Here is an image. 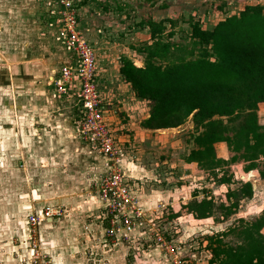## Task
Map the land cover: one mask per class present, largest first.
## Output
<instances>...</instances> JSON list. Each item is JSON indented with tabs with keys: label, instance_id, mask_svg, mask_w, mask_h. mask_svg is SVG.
<instances>
[{
	"label": "rangeland",
	"instance_id": "rangeland-1",
	"mask_svg": "<svg viewBox=\"0 0 264 264\" xmlns=\"http://www.w3.org/2000/svg\"><path fill=\"white\" fill-rule=\"evenodd\" d=\"M73 4L81 16L80 31L95 59L99 122L108 131L109 141L105 144L98 137L86 141L78 131L77 139L103 157L98 165L104 170L98 179H90L91 187L81 194L83 209H78L77 215L70 214L66 203L45 199L44 208L56 209L61 215L36 225L31 235V215L23 213L18 202V188L23 185L18 182V173L24 169L17 154L18 110L12 106L18 96V63H6L4 58L6 54L16 56L13 52L17 50H0V254L5 257L0 264H224L227 253L222 250L240 245L242 227L252 222L263 223L259 235L264 247V156L260 154L262 144L254 135L255 130L264 136V127L258 125L264 94L252 97L262 85V75L248 76L234 88L210 94L213 102L231 107H222L212 117L197 116L195 112L187 117L173 113L167 120L175 127L165 129L158 128L159 122L149 120L152 103L138 99L120 76L122 59L136 67L144 66L148 59L158 66L198 59L218 61L221 54L211 37L215 27L230 16L264 14V0H243L239 10L231 9L226 0H73ZM38 22L45 24L46 20ZM52 24L49 21L53 32L57 30L59 42L53 50L60 62L53 64L56 72L54 79L46 83L47 94L54 91L64 68H78L77 53L59 37L58 22ZM8 29L0 27L1 41L24 40L20 34L5 35ZM64 57L67 59L62 62ZM236 59H230L231 66L254 60L249 55ZM261 62L264 65V56H258L252 64L261 66ZM224 63L230 64L228 59ZM78 88L75 80L72 86L67 85L65 95L75 101L73 125L81 120L79 112L84 113ZM8 89L14 97L12 105L9 99L3 103V93ZM235 103L239 106L233 107ZM254 119L255 129H249ZM39 131L37 128V134ZM208 136H214L215 142L209 144ZM15 138L17 144L9 147L7 142ZM102 148L117 152V160L105 155ZM6 152H14L16 157H7ZM111 171L127 177L140 195L144 210L133 232L114 242L105 240L103 224L97 219L101 211L94 186L96 180ZM40 175L45 178L35 181ZM40 175L28 176L26 191L41 189L44 182L53 193L60 186L45 174ZM245 184L252 187L253 195L241 200L237 213L230 216L228 195ZM193 196L224 203L229 206V216L219 222L212 217L196 219L183 208ZM30 197L33 199L32 193ZM72 218L74 222L69 221ZM52 221L60 226L43 232L47 226L44 224ZM15 225L24 229L22 240L16 237V241L1 242Z\"/></svg>",
	"mask_w": 264,
	"mask_h": 264
},
{
	"label": "crops",
	"instance_id": "crops-1",
	"mask_svg": "<svg viewBox=\"0 0 264 264\" xmlns=\"http://www.w3.org/2000/svg\"><path fill=\"white\" fill-rule=\"evenodd\" d=\"M226 1L232 7L231 9L239 10V7H242L243 0ZM51 2L52 0H0V27L9 28L4 34L12 36L20 34L24 38L18 43L0 40L2 42L0 43V50L4 51L6 48L11 51L17 50L13 52L16 56L6 54L4 58L7 60L6 63L9 61L18 63V96L17 98L12 97L13 94L12 92L9 93L8 89L3 93L2 99L4 100L3 103L9 99L12 105V98H14L15 104L12 106L18 110L17 154L18 161L21 162V168H24L18 173V182H23V185L18 188V195L20 196L18 202L21 211L23 210V213L28 212V215L31 216H41L47 204L45 199L53 203H61V205L66 203L65 207L68 208L70 214L77 215V210L81 209L79 211H82L83 209L80 199L81 194H86L89 187H91L92 182L90 183V179L92 177L98 179L104 170L101 164L98 165V163H102L103 157L77 139L79 134L76 125L81 120L73 125L75 101H72L70 96H65L67 93L57 96L54 91H51L47 94L46 83L51 82L52 77L54 79V72L56 71L53 67H56L54 65L60 62L57 59L56 50H53L54 46L58 47L56 45L59 43L55 34L57 30L54 33L53 27L49 25V21L57 25L58 19L55 10L50 7ZM50 11L55 13V17ZM38 16L40 21L46 20V23L38 22ZM80 17L79 14V20ZM29 35L30 38H27L26 36ZM59 47L63 48L60 45ZM66 59L67 57H64L62 62H65ZM39 62L45 63V65L38 64ZM61 64L58 66H61ZM78 115L80 116L81 113L79 112ZM258 120V125L264 127V109L259 111ZM37 128L40 129L38 134L36 132ZM7 144L9 147L16 145L17 139H10ZM13 153L6 152L5 154L7 157L10 154V157L14 158L16 153H14V156ZM35 173L37 175L45 174L47 179L54 181L56 186L57 184L60 185L59 188L57 187V190H54L53 193V189H50L44 182L41 184V189L32 190L31 192L26 191L28 185L25 184V180L28 176H34ZM43 176L40 175L34 180L39 181L41 178H45ZM31 193L33 199H29ZM39 202H41L40 205ZM84 204L90 205L86 202ZM73 219L69 221L74 222ZM97 219H100L99 215H97ZM41 223L37 225H43ZM59 223H54V221L49 225L45 223L44 225L47 226H44L43 232L55 230V227L60 226ZM24 235L25 232L21 225H15L11 227L7 236H3L1 242L3 240L11 242L16 237V239L22 240ZM7 249L5 252H7ZM4 258V255L0 254L1 262H4Z\"/></svg>",
	"mask_w": 264,
	"mask_h": 264
},
{
	"label": "trees",
	"instance_id": "trees-1",
	"mask_svg": "<svg viewBox=\"0 0 264 264\" xmlns=\"http://www.w3.org/2000/svg\"><path fill=\"white\" fill-rule=\"evenodd\" d=\"M211 37L221 54L218 61L198 59L158 66L148 59L144 66L136 67L130 60H121V78L130 84L138 99L152 103L149 120L159 122L158 128L175 127L167 120L173 113L187 117L195 112L194 115L197 116L212 117L215 111L218 113L223 110L222 107H231V104L213 102L210 94L234 88L245 82L248 76L262 75V85L255 90L252 97L264 94V65L262 62L261 66L252 64L258 56H264V14L245 15L241 18L230 16L215 27ZM242 55H249L254 60H244L246 65L235 63L231 66L230 59L237 60ZM226 59L230 64L224 63ZM232 106L239 105L235 103ZM255 126L256 119L249 125V129H255ZM254 133L257 142L262 144L260 154L264 156V136L257 135L255 130ZM208 138L209 144L215 142L214 136ZM217 141L224 139L218 138ZM252 195L253 189L249 184L233 190L228 195L231 201L230 216L237 213L241 200L251 198ZM229 206L213 202L212 199L193 196L183 208L196 219L212 217L219 222L229 216ZM262 225L261 222H252L242 227L240 234L243 242L222 250L227 253L224 264H264V247L262 236L259 235Z\"/></svg>",
	"mask_w": 264,
	"mask_h": 264
},
{
	"label": "built area",
	"instance_id": "built-area-1",
	"mask_svg": "<svg viewBox=\"0 0 264 264\" xmlns=\"http://www.w3.org/2000/svg\"><path fill=\"white\" fill-rule=\"evenodd\" d=\"M50 7L55 10L58 16L59 37L64 40L69 48H72L78 55V68L70 70L64 68L60 73L59 79L55 82L54 92L57 96L66 94L67 85L73 84L75 80L79 83L78 99L83 103L84 113H81V122L77 124L78 132L85 136L86 141H94L95 138L108 143V131L100 124V111L98 101V88L96 85L95 71L96 63L90 50V43L83 38L80 31L79 13L73 0H52ZM54 16L55 13L50 11ZM76 43V44H75ZM70 88V86H69ZM86 132L89 135L86 137ZM93 143V142H92ZM108 147V145H106ZM102 152L113 159L118 153L102 148ZM96 188L95 198L100 207L99 220L103 224L104 238L106 241H116L127 232H133V229L140 223L144 216L141 197L137 191H134L132 183L127 181V177L116 171H111L98 181L94 182ZM61 215V213L49 207L43 209L40 217L30 216L33 235L34 227L40 222L47 221ZM104 221V222H103Z\"/></svg>",
	"mask_w": 264,
	"mask_h": 264
}]
</instances>
